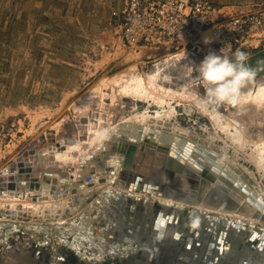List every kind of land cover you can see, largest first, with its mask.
I'll return each instance as SVG.
<instances>
[{"label": "rangeland", "instance_id": "rangeland-1", "mask_svg": "<svg viewBox=\"0 0 264 264\" xmlns=\"http://www.w3.org/2000/svg\"><path fill=\"white\" fill-rule=\"evenodd\" d=\"M210 2L217 12L210 28L205 26L204 30L201 29L199 45L181 44L177 48L172 44L145 41L131 45L124 32L125 13L129 9L127 0H0V177L9 174L12 178L8 181H12L17 176L22 179L26 173L33 171L40 174L44 170L51 176L50 183H54L53 179L57 177L64 194L60 179L77 180L75 171L79 169V155L96 146L100 140V137H95L98 130L107 129L105 132L111 135L112 127L123 119L121 115L128 107L135 112L147 109L152 114L148 125L168 131L180 129L187 137L208 142V145L221 151L225 133L215 127L212 117L206 115L196 102L190 101L186 94L173 99L166 96V107H170L171 103L177 111L174 116L163 120H156L153 116L163 109L153 98L123 94L122 98L118 95L124 75L142 73L147 76L158 69H165L164 76L170 75L172 78L169 81L161 80L163 85L175 89L191 86V90L204 101L206 85L199 79L196 65L209 52L219 54L225 48L224 54L231 57L239 48L250 54L248 63L253 67L257 61H264V0ZM222 23L226 25L225 44L218 42L213 33ZM205 38L210 39L211 43L206 44ZM261 77H264V71H259L242 90L256 84ZM233 105L224 103L211 107L227 113L233 110ZM47 131L54 132L55 137L51 138V133ZM91 136H94L93 145L89 144ZM73 139L82 141L86 147L82 146L83 153L80 150L70 152L74 157L71 163V160L61 163L55 159L48 165L42 163L40 158L50 156V146H54V153L55 150L63 151ZM118 141L117 137L114 142L117 144ZM226 146L227 156L236 162L242 172L252 175V180L264 189V172L257 169L242 151H236L232 144ZM22 162L30 163L19 166ZM15 166L17 172L12 171ZM5 170H8L7 173ZM69 174L74 176L70 177ZM30 176L29 179H32ZM35 179L41 181L38 176ZM90 179L94 180V177L85 180L86 188H82L81 193L91 188L87 185ZM95 183L93 187L98 188L97 185L105 182ZM71 186L75 187L74 184ZM72 188L64 200L54 198V201L59 200L57 204L53 201L46 205L50 212L22 205L18 208L28 213L27 222H51L48 218L52 216L48 215L61 217L55 219L57 222L63 221L67 216L66 209L72 212L69 217L80 211L73 212L79 196L72 193ZM28 194L37 196L39 192L30 189L29 193L23 189L21 197L26 198ZM88 197L85 196L86 199ZM86 205L78 207L82 210ZM9 208H12L9 203L2 205L0 213H13ZM35 214L40 216L35 218ZM41 229L43 231L36 230L37 233L24 239L25 243H30L31 239L46 243L52 257L56 255L58 258V243L62 237L50 227ZM21 231L20 235H24L28 230ZM2 232L8 234L4 229ZM107 234H110L109 231ZM12 249H8L9 254L13 252ZM9 254L0 259V264H8Z\"/></svg>", "mask_w": 264, "mask_h": 264}, {"label": "bare ground", "instance_id": "bare-ground-1", "mask_svg": "<svg viewBox=\"0 0 264 264\" xmlns=\"http://www.w3.org/2000/svg\"><path fill=\"white\" fill-rule=\"evenodd\" d=\"M182 54L184 53L182 52ZM189 61L191 62L190 59ZM170 64L173 65L172 63ZM163 70L165 69H158L153 73H149L147 76H144L142 73L135 74L134 71V76H130L128 74L124 75L123 79H121L123 82L121 89L119 90L120 92L118 91L120 94L118 95L121 96L123 94L126 96H136L144 99L153 98L155 102L163 107V109L158 110L157 113L153 115L156 120H161L165 117L174 116L175 112L177 111L175 106L171 103L170 107H168V105V108L166 107L165 103L168 101L166 100V96L169 97L168 99H173L174 97L181 95L185 96L186 94L190 101L196 102L198 106L202 107L206 115L212 117L213 122L216 125L215 127H218L222 133H225L226 138H224V144H221L223 145L220 147L221 151H218L217 149H214L212 146L208 145V142L202 143L192 139L191 137H187L185 132L180 131V129L177 131H168L148 125V120H150V118L152 119V114H150L147 109L142 112H135L132 111L133 109L130 110V107H128L126 112L121 115V118L123 119L114 124L112 127L113 133L111 135L105 132L107 129L98 130V132L95 133V137H100V140H98L96 146L92 147L89 151L86 150L87 153L79 155L81 159L79 163V169L75 171L77 180L75 181L67 178L60 179L62 182V188L65 190L64 194H62L57 183V177L53 179L54 183H50L51 176L46 174L47 171L44 170H42L43 172L39 174L38 172H33V169H31V174L26 173L25 177L22 174V179L21 177L17 176V179L15 178L16 181L15 179L8 181L9 178L11 179L12 177H9V174L6 176L1 174L0 207L9 203V205L12 207L9 208V210L13 212L7 214L0 213L1 260L6 257L5 255L7 253L9 254L8 249L10 246H18L22 245L21 243H25L24 239L31 237L30 235L36 232L37 225H47L52 228L53 231L58 233V236L62 237V239L65 237L63 241L58 243V254H61L62 256H66L69 253V250L73 251L78 249V243L81 245H88L91 249H93V252L96 253V249L94 251V248L97 247L94 245V240H97L102 236L106 237L107 231L112 232L113 229L117 228L116 223H120L124 218L122 213L119 212L117 206H119V204H126L127 206H130L131 204H134V201H137L141 198L151 201H156L161 198L164 199L163 201L166 203V207L177 210H183L185 208L193 209V207L197 209H207L208 207L206 208V206H214L210 204L211 201H214L216 202L214 208H208L210 213L216 215L223 213L225 218H239L244 221L243 223L253 220L252 223H259L260 225L262 224L264 226V197L262 194H260V192L257 193L254 184L250 180H247L252 179L250 177L252 175H250L248 172V175L243 173L239 166H237L236 162L230 159L226 154V145L232 144L236 151H242L241 153L246 155V158H248V160H250L257 169H259L261 172H264V77L259 79L256 78V84L251 85V87L246 90H241L238 100L233 105V110L227 113H222L217 109H213L210 104H204L202 101L203 99L197 93H195L194 90H191V86L175 89L173 87H167L166 85H163L160 82L161 80L169 81L172 78L170 75L164 76ZM100 118H102V116ZM100 118L99 122L101 121ZM257 126L259 127V131L256 133L255 131L258 128L255 129V127ZM47 133L51 132L47 131ZM53 134L54 132L51 133V138L55 137ZM117 137L119 138V141L116 144L114 140ZM214 138H211V140H214ZM77 140L73 139L71 142H69L70 145H67L65 150H55V153L52 152L54 146H50V156L48 155L47 157L44 156L43 158H40L43 161L42 163L44 165H48L51 163V161H54L53 159L60 161L61 163L63 161L69 162L71 160V163L74 157H72V154L70 155V152L77 150L82 152V146L86 147L82 141ZM146 140L149 142L147 143L148 145H140L142 144L141 142ZM93 143L94 136H91L89 144L93 145ZM133 146L139 149L138 153L132 149ZM143 146L145 147L144 149L146 151H142ZM161 146H163V149H165L167 154H169V151L171 154L176 153L178 158L181 160V163L178 160V163L180 164L179 166L181 167L175 166L167 171L169 178L180 183L182 186L183 184H187L185 179L186 176L193 178L192 181L196 180V188L203 194V198L200 200V202L198 200L196 202H191L184 198L175 199V197H172L171 195L164 197L160 194V191H158L159 187L157 185L154 188L156 191L154 193L153 191L152 193H149L147 190L136 189L135 186L129 185L131 177L136 175L138 172L143 173L146 177L149 175H154L149 165L152 154H148L151 152L147 150L150 148H155L157 150ZM127 153L133 156L134 163L139 161L140 165L138 167L129 170L123 166L127 160ZM200 155H204L202 156L203 159H201ZM160 158V160L164 159L162 157ZM29 163L30 162H27L26 164L25 162H22L19 163V166H22L23 164L28 165ZM13 170L14 172H17L15 171L16 166L15 168H12V171ZM7 171L8 170H5L6 173ZM211 174L212 176H209ZM30 175H32V179H29V177H31ZM36 176H38L41 181L35 179ZM89 177H94V180L97 183H99V181L100 183H105L100 184L101 186L97 185L98 188H95L93 187L94 184H96L95 181L90 179L91 181H89L87 185L91 186V188L88 187V190H86L84 193H81L82 188H86L85 180ZM72 184H74L75 187L72 188ZM104 187L106 189H103ZM71 188L72 193H77L76 195L79 196L77 197V201L74 204L73 212L80 211L77 214L75 213L76 215L69 217L68 215L72 214V212L70 209H66L65 212L67 216L63 221L57 222L55 219H61V217L53 218V215H48L50 217L52 216V218H48L51 219V222L44 224L34 221L27 222L25 219L26 216H28V213L21 210V208H18L19 205H22L26 208L45 209L46 212H50L46 205L53 202L54 198H61L64 200L63 198L68 196L67 192H69ZM23 189L29 191V193L30 189H35L39 192V194L37 196H31L28 194L26 198H22L21 194ZM52 190L54 192H51ZM197 190L195 189L194 191ZM260 191L264 195V189L260 187ZM215 192H219L217 197L212 195ZM188 193L195 194L196 192L189 191ZM130 194H135L134 196L138 199H133V196ZM86 195L89 196L88 199L85 198ZM228 201V205L234 206H231L230 208L225 205V207H223L222 205L227 204ZM54 202V204H57L59 200ZM84 205H86L84 209H79L78 206ZM125 207L126 206H122V209ZM60 211L63 212L61 208ZM155 214L156 209L152 211L151 215L154 216ZM39 216L40 215L35 214V218ZM140 216L141 215H139V211L136 210V212L133 214V220L138 219ZM106 219H108L109 222H107ZM124 221L125 220L122 222ZM122 222L118 226L120 232L123 231ZM5 224L9 225L11 229H14L15 227L17 228L14 230L9 228L7 231L4 229V226H6ZM20 225L23 226V228H21ZM181 226L183 230L179 229L182 231H180L179 234L184 233L183 235L186 237L184 228L188 229L190 223L186 222L185 220L181 221V223L178 222L170 224L166 222L165 225L158 224L159 232L155 238L157 248L158 245H161V247H164L168 250L175 248V251H180V242H177L178 240L176 234L178 232V228H181ZM2 229H4L8 234H4ZM26 229L28 231H26L24 235H20L19 231L23 232V230ZM41 231L43 230L41 229ZM87 231L90 234H94L96 237L90 241L89 239H86L84 243L80 239V234L86 235L83 233ZM146 231H151V227H146L145 222L142 225L141 231L139 232V234H141L139 237L140 240L144 241L148 236L150 239H152V232L146 233ZM234 231L236 232V229ZM208 232L209 231L205 232L200 238L207 240V237H209V235L207 236ZM27 233L28 237L26 236ZM12 234L14 237H12ZM230 240L233 244V242L236 240V237L232 235ZM29 242L31 241L29 240ZM143 243L144 242L141 244ZM232 244L228 249V253L236 249ZM84 250L86 251V249ZM53 258L58 260L56 255H54ZM13 263L16 262L13 261Z\"/></svg>", "mask_w": 264, "mask_h": 264}, {"label": "water", "instance_id": "water-1", "mask_svg": "<svg viewBox=\"0 0 264 264\" xmlns=\"http://www.w3.org/2000/svg\"><path fill=\"white\" fill-rule=\"evenodd\" d=\"M255 126V125H252ZM153 128V127H152ZM258 128V129H256ZM256 133L259 131V127H255ZM140 145H148L147 140L141 142ZM164 143V142H163ZM134 145V144H128ZM136 145V144H135ZM142 147V151H146ZM133 150L137 153L139 149L133 146ZM214 150V149H213ZM151 161L149 163L150 169L154 175L145 176L143 173H136L131 177L129 185L135 186L136 189L147 190L149 193L156 192L154 188L156 185L159 187L158 191L164 197L171 195L175 199L184 198L191 202H196L203 198L202 192H199L196 188V180L186 176V183L183 186L171 180L168 176L167 171L172 167L179 166L181 163L180 158L176 153L169 154L161 146L159 149L150 148ZM218 152V151H217ZM204 156V155H202ZM201 159H203V157ZM153 157V158H152ZM163 160H160L161 158ZM127 160L124 163V167L131 170L140 165L139 161L134 163L133 156L127 153ZM200 159V158H199ZM141 162V160H140ZM181 167V166H179ZM240 171V169L238 168ZM150 171V172H151ZM157 173V174H156ZM244 173V172H243ZM208 175V174H207ZM73 177V174H69ZM209 176H212L209 175ZM250 180L257 190L264 197L260 191L258 183L252 179ZM194 186V187H193ZM194 188V189H192ZM197 191H194V190ZM174 191V194H173ZM186 191V192H184ZM196 192L188 193V192ZM107 193V192H106ZM217 193V194H215ZM212 195L217 197L219 192H215ZM133 199H138L133 194ZM214 198V197H213ZM164 199H158L151 201L147 199H139L134 201V204L130 206L119 204L117 208L119 212L124 216L123 220V231H119V222L116 223L117 228L113 229L110 234H106V237H100L94 240V245L97 248L96 253L88 247V245H81L78 243V249L69 250V254L66 256L58 255V260H55L45 246L46 243L35 239H31L33 243H21L22 245L10 246L9 249L13 248V252L9 254V264H264V226L259 223H252L242 221L239 218H225L224 214H212L208 208H214L216 202L211 201L210 204L214 206H206L207 209H170L166 207ZM214 200V199H213ZM262 202V201H261ZM264 202V201H263ZM223 204L222 206L227 207L234 206ZM122 206H126L122 209ZM204 206V207H205ZM233 208V207H232ZM156 209V214L151 215L152 211ZM123 210V211H122ZM139 211L141 215L138 219L133 220L134 212ZM130 216V217H129ZM143 216V217H142ZM142 218V219H140ZM144 220V222H143ZM146 220V221H145ZM190 223L188 229L184 228L186 237L183 234H179L182 229L178 228L176 234L177 242H180V251H175V248L170 250L161 247L156 243L157 233L159 232L158 224L165 225L168 223H178L181 221ZM146 222V227H151L152 239L149 236L146 240H140L142 225ZM210 224V225H209ZM6 225V224H5ZM1 226V221H0ZM21 226V225H20ZM239 226V227H238ZM37 231L41 228H49L47 225H37ZM111 227V225H110ZM10 226H4L5 230H9ZM15 227L14 229H16ZM23 228V226H21ZM11 229V228H10ZM11 229V230H14ZM181 229V230H179ZM236 229V232L234 231ZM21 230V229H20ZM117 230V231H116ZM208 232L206 239L200 237ZM182 232V231H181ZM80 234V239L85 243L86 239L92 240L94 234H90L88 231ZM234 235L236 240L233 242L230 240L231 236ZM180 236V237H179ZM99 237V236H98ZM179 237V238H178ZM65 238V237H64ZM63 238V239H64ZM187 238V239H184ZM234 238V237H233ZM62 239V241H63ZM95 239V238H94ZM144 242L143 244H141ZM146 242V243H145ZM153 243V244H152ZM152 244V245H151ZM235 246V250L228 253L230 245ZM151 245V246H150ZM92 247V246H91ZM86 249V251L84 250ZM10 252V251H9ZM93 254V255H92ZM15 261L16 263H13Z\"/></svg>", "mask_w": 264, "mask_h": 264}, {"label": "built area", "instance_id": "built-area-1", "mask_svg": "<svg viewBox=\"0 0 264 264\" xmlns=\"http://www.w3.org/2000/svg\"><path fill=\"white\" fill-rule=\"evenodd\" d=\"M127 5L124 32L131 45L142 41L177 48L181 44L199 45L201 29L210 28L217 12L210 0H127ZM224 26L219 24L213 33L225 44Z\"/></svg>", "mask_w": 264, "mask_h": 264}, {"label": "clouds", "instance_id": "clouds-1", "mask_svg": "<svg viewBox=\"0 0 264 264\" xmlns=\"http://www.w3.org/2000/svg\"><path fill=\"white\" fill-rule=\"evenodd\" d=\"M206 44L211 43L205 38ZM209 52L204 59L196 65L199 79L206 85V105H220L224 103H235L242 88L252 81L259 71H264V61H257L253 67L248 63L250 54L237 48L232 56Z\"/></svg>", "mask_w": 264, "mask_h": 264}]
</instances>
